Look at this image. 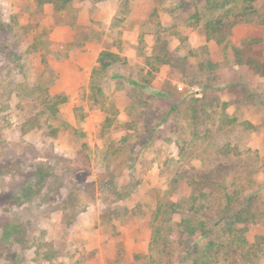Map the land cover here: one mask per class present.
<instances>
[{"label":"rangeland","instance_id":"374dc122","mask_svg":"<svg viewBox=\"0 0 264 264\" xmlns=\"http://www.w3.org/2000/svg\"><path fill=\"white\" fill-rule=\"evenodd\" d=\"M0 264H264V0H0Z\"/></svg>","mask_w":264,"mask_h":264},{"label":"trees","instance_id":"16d2710c","mask_svg":"<svg viewBox=\"0 0 264 264\" xmlns=\"http://www.w3.org/2000/svg\"><path fill=\"white\" fill-rule=\"evenodd\" d=\"M35 1L37 2L38 5L50 3L55 10L64 9L70 2V0H35ZM118 59L119 58L115 53L108 50H102L98 56V68L100 70H105L107 66H109L111 63L115 62ZM227 196L229 197V195ZM240 218H241L240 216L236 217V219L241 221ZM193 231L194 228H191L190 232Z\"/></svg>","mask_w":264,"mask_h":264}]
</instances>
